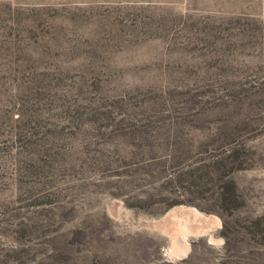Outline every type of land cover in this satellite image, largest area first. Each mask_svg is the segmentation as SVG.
Listing matches in <instances>:
<instances>
[{
    "label": "rangeland",
    "instance_id": "1",
    "mask_svg": "<svg viewBox=\"0 0 264 264\" xmlns=\"http://www.w3.org/2000/svg\"><path fill=\"white\" fill-rule=\"evenodd\" d=\"M0 264H264V0H0Z\"/></svg>",
    "mask_w": 264,
    "mask_h": 264
},
{
    "label": "bare ground",
    "instance_id": "2",
    "mask_svg": "<svg viewBox=\"0 0 264 264\" xmlns=\"http://www.w3.org/2000/svg\"><path fill=\"white\" fill-rule=\"evenodd\" d=\"M165 218V217H164ZM167 223H170L172 221H176L181 225L180 229V235L181 243H178L175 247V250H173V253L171 255L173 256H181L184 254L188 242L187 238L190 233H193L189 230V227L187 225H194L199 228L196 233H204L207 229H213L216 226L215 221L205 216L204 214L197 213L194 210L188 208V207H175L172 210H170L167 213L166 219ZM179 225V226H180ZM164 226V224H163ZM174 228V227H173ZM197 235V234H196Z\"/></svg>",
    "mask_w": 264,
    "mask_h": 264
},
{
    "label": "crops",
    "instance_id": "3",
    "mask_svg": "<svg viewBox=\"0 0 264 264\" xmlns=\"http://www.w3.org/2000/svg\"><path fill=\"white\" fill-rule=\"evenodd\" d=\"M207 216V215H206ZM219 222V221H218ZM189 227V230L191 231V232H193V233H190L189 235H188V237H211L212 236V234H214L215 233V231L218 229V228H220V224H219V226L218 227H215V228H213V229H207L204 233H196L197 232V226H194V225H189L188 226ZM178 229H177V227L175 228V230L173 231V234L175 235V237L177 236H179L178 234ZM196 231V232H195ZM197 234V235H196ZM167 235H171V233L170 232H168L167 233ZM176 239V238H175ZM175 260L177 259V258H179V257H173ZM173 259V260H174Z\"/></svg>",
    "mask_w": 264,
    "mask_h": 264
}]
</instances>
